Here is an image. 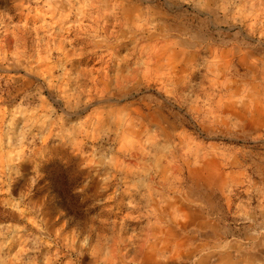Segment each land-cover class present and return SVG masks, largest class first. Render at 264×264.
I'll return each instance as SVG.
<instances>
[{"label":"rangeland","instance_id":"1","mask_svg":"<svg viewBox=\"0 0 264 264\" xmlns=\"http://www.w3.org/2000/svg\"><path fill=\"white\" fill-rule=\"evenodd\" d=\"M0 264H264V0H0Z\"/></svg>","mask_w":264,"mask_h":264}]
</instances>
